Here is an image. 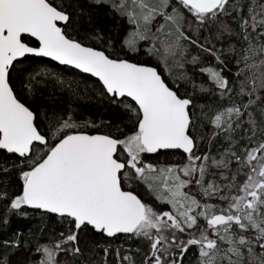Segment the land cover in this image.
<instances>
[{
    "label": "snow or ice",
    "instance_id": "1",
    "mask_svg": "<svg viewBox=\"0 0 264 264\" xmlns=\"http://www.w3.org/2000/svg\"><path fill=\"white\" fill-rule=\"evenodd\" d=\"M105 6L131 26L120 40L81 24ZM142 47L155 64L135 58ZM37 57L96 78L123 126L58 111L54 97L38 104L50 82H66ZM197 89L216 104H197ZM0 153L10 163L0 164V224L35 209L62 225L30 264H88L85 247L103 264H137L133 250L111 248L120 234L144 245L139 264H264V3L249 0L245 14L244 0H0ZM169 155L180 159L160 161ZM90 234L106 244L85 243ZM23 235L2 242L0 264Z\"/></svg>",
    "mask_w": 264,
    "mask_h": 264
},
{
    "label": "trees",
    "instance_id": "2",
    "mask_svg": "<svg viewBox=\"0 0 264 264\" xmlns=\"http://www.w3.org/2000/svg\"><path fill=\"white\" fill-rule=\"evenodd\" d=\"M80 2L85 4L86 0H80ZM244 3L246 14L249 0H244ZM257 3H264V0H257ZM221 20L224 23L232 24V17L230 16H224L221 18ZM81 24L84 28L88 29L92 27L98 28L103 32L106 38L111 37L114 40L122 39V37L126 35L127 31L131 28V26L128 25L126 18L120 17L118 14H114L107 6L94 11L91 24L88 23L87 17L81 21ZM233 27L235 26L233 25ZM203 35L215 41L216 31L215 29H212V31L209 32L208 29H204ZM233 42H235V40ZM215 43L217 48L223 47L226 49L228 47L227 37L225 38L223 44H221L219 41H215ZM146 46L147 45H145V47ZM135 58L141 61L149 60L155 64L154 60L144 54L143 47L139 53L135 54ZM34 60L36 61V63L33 65L34 67L49 68L54 73L59 74V76L66 82L63 86V89L59 85L50 82L47 87L42 89V95L37 97L36 102L38 104L50 106V101L54 97L55 106L58 111H64L71 105V107L75 109V115L78 119H91L97 123H100L101 121H111L113 125V131L115 130V125L119 124L123 126L126 117L123 115L122 110H117L115 107L110 106L107 101H102L94 92L92 85L96 79L87 74L80 73L73 68L61 66L46 58L37 57L34 58ZM226 63L227 67L224 69L223 74L230 80H233V74L237 70L235 61L231 56H226ZM208 64L215 66L214 58L209 57ZM185 67L188 74L192 76L197 84H200L206 80L205 74L200 73L198 70H194L191 65H186ZM161 71H163V69H161ZM69 84L71 85V89L77 92L79 98L73 95L72 91L69 89ZM194 99L199 105H215L217 102V98L211 93H201L198 89L196 90ZM198 111L199 110H197V112ZM210 131V126L203 129L205 134L209 133ZM219 148V144H214L212 147L213 154H215ZM202 151H207V147L202 146ZM149 159H151V157H149ZM159 159L164 163H175L179 161L180 156H160ZM6 163L10 167V163L6 160L4 154L0 153V164ZM14 184L15 180L12 179L9 185L10 190ZM138 194L141 196V198L148 199L143 188L139 190ZM3 212L4 208L2 205H0V216L3 215ZM27 212L29 213L27 218L22 216H11L10 223L7 226L0 224V255H3L5 252V249L2 246V242L5 239L12 238L17 232L24 234L21 238V247L19 249L7 250L10 254L12 264H17V261L23 262L25 259H27L30 264V262L34 259L33 250L35 249L37 242L49 241L50 239L57 236L62 228V225L55 218L42 221L38 210L27 209ZM41 227L43 228V231L39 230ZM89 242H96L101 245L106 244V240L102 239L99 234H90L87 237L85 243ZM82 247L85 246L82 244ZM137 247L144 248V245L135 239H125L124 235H120L118 238H113L111 241V248L113 250L120 248L122 254H124L125 250H133V252L130 254L134 255L137 264H139L141 257L140 255L134 253V250ZM84 258L88 260V264H103V251L97 249L94 254H90L88 249L85 247ZM107 259L108 264H117L114 255H109Z\"/></svg>",
    "mask_w": 264,
    "mask_h": 264
},
{
    "label": "water",
    "instance_id": "3",
    "mask_svg": "<svg viewBox=\"0 0 264 264\" xmlns=\"http://www.w3.org/2000/svg\"><path fill=\"white\" fill-rule=\"evenodd\" d=\"M46 59H49L50 60V58H46ZM53 62H55V61H53ZM55 63H57V62H55ZM58 64V63H57ZM61 66H64V65H61ZM67 67H70V66H67ZM71 68V67H70ZM76 70V69H75ZM77 71H79V70H77ZM83 74H85V73H83ZM87 75H89V74H87ZM90 76V75H89ZM94 78V77H93ZM94 79H96V78H94ZM30 210H35V209H30ZM39 211V210H38ZM120 235H124V234H120Z\"/></svg>",
    "mask_w": 264,
    "mask_h": 264
}]
</instances>
